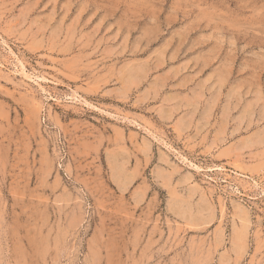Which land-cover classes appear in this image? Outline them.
Masks as SVG:
<instances>
[{"label": "rangeland", "instance_id": "1", "mask_svg": "<svg viewBox=\"0 0 264 264\" xmlns=\"http://www.w3.org/2000/svg\"><path fill=\"white\" fill-rule=\"evenodd\" d=\"M0 264H264V0H0Z\"/></svg>", "mask_w": 264, "mask_h": 264}, {"label": "bare ground", "instance_id": "2", "mask_svg": "<svg viewBox=\"0 0 264 264\" xmlns=\"http://www.w3.org/2000/svg\"><path fill=\"white\" fill-rule=\"evenodd\" d=\"M3 162V161H2Z\"/></svg>", "mask_w": 264, "mask_h": 264}]
</instances>
